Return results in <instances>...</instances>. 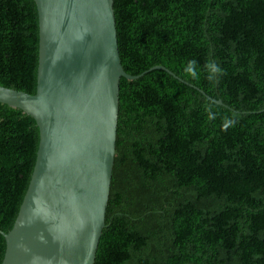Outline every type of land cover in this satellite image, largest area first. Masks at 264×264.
Here are the masks:
<instances>
[{"label": "trees", "instance_id": "obj_1", "mask_svg": "<svg viewBox=\"0 0 264 264\" xmlns=\"http://www.w3.org/2000/svg\"><path fill=\"white\" fill-rule=\"evenodd\" d=\"M114 13L126 73L162 66L188 85L162 70L121 79L95 264H264V0H114ZM38 51L34 1L0 0V86L34 95ZM209 60L223 69L212 81ZM38 145L35 120L0 104L4 234ZM5 250L0 233V264Z\"/></svg>", "mask_w": 264, "mask_h": 264}, {"label": "water", "instance_id": "obj_2", "mask_svg": "<svg viewBox=\"0 0 264 264\" xmlns=\"http://www.w3.org/2000/svg\"><path fill=\"white\" fill-rule=\"evenodd\" d=\"M33 1L36 92L0 86V104L30 116L39 129L27 191L13 227L0 232L2 264H95L116 157L121 79L162 70L188 84L162 66L137 76L124 71L114 0Z\"/></svg>", "mask_w": 264, "mask_h": 264}, {"label": "clouds", "instance_id": "obj_3", "mask_svg": "<svg viewBox=\"0 0 264 264\" xmlns=\"http://www.w3.org/2000/svg\"><path fill=\"white\" fill-rule=\"evenodd\" d=\"M205 69L209 73L208 75L209 81L215 80L218 75H223V69L215 61L209 60V62L205 65ZM185 71L189 73L193 78H196L197 77V61L196 60L189 61ZM227 126L228 125H225V127Z\"/></svg>", "mask_w": 264, "mask_h": 264}]
</instances>
